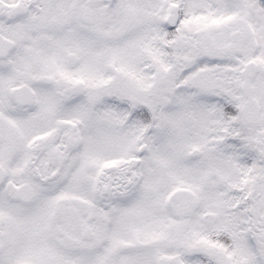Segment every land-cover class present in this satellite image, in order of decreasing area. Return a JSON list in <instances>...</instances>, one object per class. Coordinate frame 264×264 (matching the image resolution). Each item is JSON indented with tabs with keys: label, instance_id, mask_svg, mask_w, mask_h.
Here are the masks:
<instances>
[{
	"label": "snow or ice",
	"instance_id": "1",
	"mask_svg": "<svg viewBox=\"0 0 264 264\" xmlns=\"http://www.w3.org/2000/svg\"><path fill=\"white\" fill-rule=\"evenodd\" d=\"M0 264H264V0H0Z\"/></svg>",
	"mask_w": 264,
	"mask_h": 264
}]
</instances>
